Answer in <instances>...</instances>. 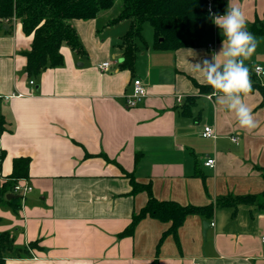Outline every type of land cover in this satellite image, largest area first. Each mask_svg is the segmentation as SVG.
<instances>
[{
	"label": "crops",
	"instance_id": "obj_1",
	"mask_svg": "<svg viewBox=\"0 0 264 264\" xmlns=\"http://www.w3.org/2000/svg\"><path fill=\"white\" fill-rule=\"evenodd\" d=\"M229 2L259 37L244 61L252 84L244 102L257 124L252 130L241 128L215 97L205 98L213 89L193 71L192 64L221 51L225 38L212 18L199 45L159 50L155 34L153 41L143 34L132 70L121 68L118 44L126 25L112 32L102 12L75 19L86 55L63 45L64 64L33 76L25 56L32 35L19 22L0 20V186L14 159L27 157L29 176L18 183L32 187L17 212L0 205V232H9L20 248L37 244L31 257L5 264H264V96L253 74L254 65L264 66V35L252 30L264 22V0H223L224 9ZM104 62H110L107 70L99 67ZM136 78L148 95L130 107ZM205 126L214 128L215 138L202 136ZM207 158L216 159L215 167L204 165ZM127 173L150 184L158 200L213 206L212 217L189 216L177 238L168 235L160 246L170 223L151 217L133 235L120 236L148 202L147 192L132 194ZM222 197L233 204L220 205ZM205 221L211 222L206 234Z\"/></svg>",
	"mask_w": 264,
	"mask_h": 264
},
{
	"label": "trees",
	"instance_id": "obj_2",
	"mask_svg": "<svg viewBox=\"0 0 264 264\" xmlns=\"http://www.w3.org/2000/svg\"><path fill=\"white\" fill-rule=\"evenodd\" d=\"M116 0H0V20L16 21L22 25L27 35H32V48L25 54L28 75H38L47 68L60 67L64 58L60 51L63 45L69 46L76 54L84 56L86 50L80 36L73 25L75 19H94L102 11L109 10ZM120 13L110 20L107 27H115L126 23V32L119 40L122 51L121 68L133 69L139 43L144 42V25L152 26L155 34V48L176 50L188 45L200 44L208 33V21L212 18L207 10L208 0H121ZM216 14H225L223 0H212ZM253 32L264 35V22L253 25ZM261 82V81H260ZM264 83V82H263ZM258 87L264 96V84ZM4 118L0 116V132L3 130ZM5 153H0V172ZM30 159L16 158L13 161V172L8 180L0 186V205L7 204L17 212L21 209L22 196L15 194V186L19 180L28 178ZM130 177L132 194L145 191L148 194L147 204L132 217L130 225L120 236L134 234L139 222L151 217L164 223H170L169 229L163 233L158 246L165 237L173 235L177 238L178 230L185 220L192 215H203L211 218L214 207L183 206L173 200H158L154 197L150 184H140ZM264 179V173H263ZM8 194L15 197L7 198ZM264 200V192L261 194ZM244 197L235 198L241 201ZM255 196L244 199L253 202ZM227 198H219L218 203L233 204ZM264 207V201L260 203ZM37 246H15L14 238L9 232H0V264L7 259L31 257V251Z\"/></svg>",
	"mask_w": 264,
	"mask_h": 264
},
{
	"label": "clouds",
	"instance_id": "obj_3",
	"mask_svg": "<svg viewBox=\"0 0 264 264\" xmlns=\"http://www.w3.org/2000/svg\"><path fill=\"white\" fill-rule=\"evenodd\" d=\"M213 23L221 30L225 39L221 51L211 60L201 59L192 64L193 71L203 75L213 91L205 98L215 97L214 103L233 112L241 128L254 129L257 124L252 110L244 98L252 91L250 72L244 61L255 52L259 40L247 31L245 14L237 7L229 6L223 15L210 11ZM223 57L221 61L219 57ZM264 69L257 67L260 75Z\"/></svg>",
	"mask_w": 264,
	"mask_h": 264
},
{
	"label": "built area",
	"instance_id": "obj_4",
	"mask_svg": "<svg viewBox=\"0 0 264 264\" xmlns=\"http://www.w3.org/2000/svg\"><path fill=\"white\" fill-rule=\"evenodd\" d=\"M214 8H215V6H214V3L212 2V0H208V3H207L208 12L210 13V11H211L212 13H215ZM216 15H223V14H216ZM99 67L101 70H107L110 67V62H104ZM257 67L264 69V66L260 65V64H256L253 66V74L257 77V79L259 81H261L263 83L264 82V72H262L260 75H257V73H256ZM30 83L33 84V81H31ZM147 95H148V91H147V88L145 87L144 83L142 82V80L137 79V78L134 79L133 91H132V94L130 95V98L128 99V105L130 107H135V106L139 105L140 103H142L145 100ZM178 100H180V98H178ZM202 136L204 138H215L216 133H215L214 128L212 126H205L204 130L202 132ZM232 141L237 142L238 138L232 137ZM204 165L207 167L213 168L216 165V159L215 158H207V160L204 162ZM31 190H32V187L24 186V185L19 184V183L15 186V193H17L18 195H21V196H25V194L30 192ZM212 225H214V224L212 223ZM261 240H262V243L264 245V236L262 237Z\"/></svg>",
	"mask_w": 264,
	"mask_h": 264
},
{
	"label": "rangeland",
	"instance_id": "obj_5",
	"mask_svg": "<svg viewBox=\"0 0 264 264\" xmlns=\"http://www.w3.org/2000/svg\"><path fill=\"white\" fill-rule=\"evenodd\" d=\"M121 9H122V1L121 0H116L114 6L112 8H110L109 10L102 11V13H101L102 15L101 16H104L103 17L104 19L107 18V20L109 22L111 19L115 18L120 13ZM125 24L126 23H123L120 26L123 27V26H125ZM112 28H114V27H112ZM112 28L109 29V30H111L112 32L115 33L116 32V29L115 28L112 29ZM124 28H119L118 31L122 33L123 30H124ZM126 30H127V28H126ZM116 33H118V32H116ZM143 34H144V36L146 37V39L148 41H153V38H154L153 28L148 23H146L144 25ZM257 38H259V37H257Z\"/></svg>",
	"mask_w": 264,
	"mask_h": 264
},
{
	"label": "water",
	"instance_id": "obj_6",
	"mask_svg": "<svg viewBox=\"0 0 264 264\" xmlns=\"http://www.w3.org/2000/svg\"><path fill=\"white\" fill-rule=\"evenodd\" d=\"M16 195L15 194H8L7 195V198H12V197H15ZM211 222L210 221H205L204 222V234H206V230L208 229V226H210Z\"/></svg>",
	"mask_w": 264,
	"mask_h": 264
}]
</instances>
